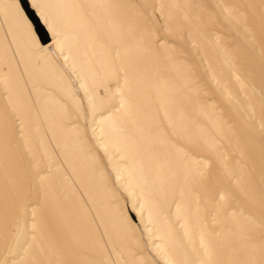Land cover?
I'll return each instance as SVG.
<instances>
[{
	"label": "rangeland",
	"instance_id": "374dc122",
	"mask_svg": "<svg viewBox=\"0 0 264 264\" xmlns=\"http://www.w3.org/2000/svg\"><path fill=\"white\" fill-rule=\"evenodd\" d=\"M15 1L0 0V186H5L4 196L0 198V264L4 259L7 264H12L18 254H22L20 250H15L13 253L12 249V241L17 234L15 225L19 224L18 218L25 214L26 220L30 221L33 219L31 216L33 209L43 211L44 207L49 206L54 209L61 200L60 197L64 196L66 191L64 186L67 184L69 186H67L69 192L67 197H75L77 203L84 206L88 221L93 224L96 231L95 235L88 240L90 244L85 246L88 241L80 239L77 243L72 241L73 247L78 248L82 253L85 252L84 254L96 264H226L222 263V254H218L221 256L218 257L203 251L196 228L186 232L182 219L173 216L174 207L180 198L177 189L180 185L177 182L170 185L171 197L169 193L157 190L156 186L140 181L136 171L138 156L134 153L128 155L126 151L129 144L123 137L131 129L125 123L112 122L109 119L104 126L108 132L111 130L112 133L101 134L100 119L110 114L112 116L119 111V101L123 96L120 87L123 77L121 73L117 71L116 75L112 72L110 74L100 69V65L93 60L92 56H87L88 48L84 32L83 37L80 36V40L71 47L70 52L72 63L77 65V69L71 70L68 64L64 67L65 62L62 64L60 59L49 52H43L41 55L38 48L40 41L32 31L33 26L30 27L24 23L18 9L20 3L17 6ZM73 1L76 6L79 5L85 11L84 0ZM130 1L136 8L135 16L138 19L134 35L139 36L142 29L146 30L149 33V42L164 54L163 59H151L144 63L142 69L146 79L159 80L163 76H172L175 74L172 70L173 64L181 65L185 72L181 75L190 80L184 88L185 94L188 98L190 97V101L184 103L186 111L194 115V104L197 102L214 111L221 108L222 111L220 110L221 113H219L226 116L223 121L234 123L231 127L238 130L235 134L227 127L224 128L226 136L230 137L229 142L219 136L215 135V137L218 141L220 140L219 148L222 155H225L229 162L231 161L229 163L226 159L228 168L231 172L233 171V177H237L239 172L237 169L242 170L243 175L238 177L239 188L233 185L232 179L223 172L222 168H216L217 161L212 156L213 151H210L202 141L189 143L171 130L158 108L154 90L147 86L150 101L154 106L152 111L156 115L159 128L174 143L184 147L196 158L207 161L205 170L192 186H195V191L200 197L198 202L208 226L210 229H216L211 225L210 218L212 212L210 208H213L212 203L215 199V194L211 192L215 193L218 188L224 191L228 186L229 190L234 189L232 193L238 200L241 199L240 197L243 198L242 203L246 210L256 214L258 212L264 222V204L252 202L250 198H247L250 190L246 191L249 180L257 183L253 186V188L257 186L254 192L261 190L255 171L259 169L260 173L259 171L258 173L264 175V159H256V166L254 163L249 165L252 160L247 153L248 150L252 152L256 144L246 134L249 129H253L255 121L242 118L239 102L245 108L250 102L243 94L232 71L234 66L241 76L248 77V84L253 90L258 85L256 69L262 77L264 76V58H261L264 56L262 5L258 0H250L253 7L244 10L245 20L252 25L251 29L256 35L257 42L261 41L259 51L258 44L249 40L250 33L247 30H241L239 34L222 25L227 23V20L222 9L216 4L217 0H191V2L198 1L204 7L202 11L199 10L204 23H208L209 16L213 17L210 21L214 24L212 29L219 37L218 42L228 48L224 53L228 60L226 63L220 56L223 54L222 48H219V53L215 54L216 61L210 56V48L207 55H201L198 27L188 20L179 8H174L171 13L166 0H146L148 6L143 3L144 0ZM31 5L35 10L41 11L46 25L52 22L57 27L65 26L63 21L56 22L54 16L48 13L44 0H32ZM190 8L197 10L194 5ZM98 14L96 10L94 15H90L91 23L95 21ZM218 23L220 26L215 27ZM232 34L241 36L237 41H233L227 37ZM211 65L219 68V77L227 83V87L233 91L234 96L226 95L222 90L221 85L215 80L217 69L212 70ZM78 72L86 79L88 78L89 91L82 89ZM261 87L264 90V82ZM190 95H194L193 98ZM237 120L240 121L239 126L236 124ZM201 121L206 122L204 119ZM122 128L126 131L123 132ZM238 132L243 134L241 140L236 138ZM54 137L59 138L54 139ZM61 140L65 141H63L65 146L62 145ZM237 140L239 142H236ZM109 141L117 148L110 146ZM58 142L61 143V147ZM44 145L49 147L50 156L43 154ZM66 146L68 148H65ZM227 148L229 151H226ZM65 156L67 158L64 159ZM245 159L248 161L245 162ZM50 161L52 168H49ZM68 163L70 164L67 165ZM128 173L132 188L127 181ZM63 177L68 181L66 185L63 183ZM242 185L247 186L246 189ZM98 192H101L102 194H99L103 197H100ZM142 197L152 200L151 206L156 209L152 217L146 215L147 211L141 205ZM79 199L81 202L78 201ZM51 200L54 202L53 205ZM167 203H169L168 207ZM30 206L31 210L27 208ZM23 209H27L25 213ZM110 209L115 211L112 212ZM47 215L45 213L44 218H41L43 224L50 223L53 219L50 213ZM155 219L165 230L161 236L155 227ZM29 232L25 231L23 237L17 240L19 247L30 243ZM157 248L161 250L158 251ZM36 250L37 247L34 246L33 252L36 253ZM78 258L79 256L71 255L70 264H74ZM79 262L78 259L76 263L79 264Z\"/></svg>",
	"mask_w": 264,
	"mask_h": 264
},
{
	"label": "bare ground",
	"instance_id": "6f19581e",
	"mask_svg": "<svg viewBox=\"0 0 264 264\" xmlns=\"http://www.w3.org/2000/svg\"><path fill=\"white\" fill-rule=\"evenodd\" d=\"M26 1L31 11L35 14L36 18L40 22V25L45 28L46 36L44 39H49L47 43L43 42L44 39L38 35L30 14H28L23 7V0H20L19 3L21 9L23 10L22 14L24 16V22L30 27L33 26L34 30L32 31L35 32L41 43H38L39 53L41 55L43 54V52H49L57 59H60L62 64L63 62H65V64H63L64 67H66V65L68 64V67L71 70L77 69V65L72 63L70 52L71 47L78 43L80 38L83 37L82 35L84 32L86 34V46L88 48V52L86 53L87 56H92L93 60L98 65H100V69L102 68L109 73L112 72L113 75H116L115 73L117 71L121 73L123 77L120 87L122 88L123 96L119 101V111L115 114L113 113L112 116L110 114V116L108 115L107 117L100 119L99 123L101 134L110 135L112 133L111 130V133L108 132V129L106 130V127L104 126V123L109 119L112 122L125 123L131 129L130 132L123 135L124 141L129 144L127 146L126 152L128 153V155H132L134 153V155L138 156V166L136 168V171L140 181L150 184L151 186H156L157 190H163L164 193H169L170 196L172 195L170 185H172L174 182H177L178 185H180H177L180 198L179 200H177L178 202L176 203V206L174 205L175 207L173 216L182 219V225L186 232H191L193 228H196L197 232H199L198 238L200 240V245L203 248V251L208 255L222 254V257L219 255L218 257H221V259H223L222 263L224 262L226 264H264L263 217L261 218L258 212L256 214L249 212V210L247 211L242 203L244 201L242 200L243 198L240 197L241 199L238 200V198L232 193L234 189L229 190L228 186L226 188L227 191H223L218 188L215 193L211 192L212 194H215V199L214 202L212 201L213 208H210L212 209L210 218L212 223L211 225L215 226L216 229H210V227L208 226V222H206L204 215H202L200 204L198 202L200 197H198V194L195 191V186H192V184L197 181L198 177L205 170L207 161L200 160L198 159V157L196 158L184 147L174 143V141L168 138L164 134V131L159 128L158 121L156 120V115L155 113H153L154 106L150 101V95L147 86L151 87L154 90L155 96L158 101V108L171 130L189 143H198L202 141L204 145L210 149V151H213L212 156H214L217 161L216 168H222L223 172H226L228 174V177L232 179L233 185H235L237 188L240 187L238 177H241L243 175L242 170L237 169V171H239L237 177H233V171L231 172L226 162V159L228 162L229 160L225 155H222L221 149L219 148L220 140L218 141L215 135L221 137L224 141L229 142L230 137L228 138V136H226L227 133L225 134L224 128L226 129L227 127L232 133L235 134L238 130L231 127L234 123L228 121L226 123L223 121L225 120L226 116L220 114L221 108L220 110L214 111V109H208L206 105L197 102L194 104V115H191L186 111L184 103L189 102L190 97L188 98V96L185 94L184 88L190 83V80L189 78L185 79V77L181 75V73H185L181 65L173 64L172 70L175 71V74L172 76H163L159 80L146 79L143 73L144 71L142 69L144 63L147 60L151 59H163L164 54L161 53V51L156 46L149 42V33L146 30L142 29L139 36L134 35V31L137 29L138 19L135 16L137 11L132 2L130 0H84V11L79 7V5L76 6L73 0H44V2L52 8L53 15L51 13L50 14L54 16L55 20L57 19L59 12L62 13V10L70 12L66 16L70 25L66 28H61L59 25V27H57L56 25L52 24V22H50L49 25H45V19L41 15V11L38 10L37 13V11L32 7L31 2L29 0ZM166 1L168 9L171 13L174 8H179L180 11L185 15V17L188 20L192 21L198 27L197 31L198 33H200L199 38L202 48L201 55H207L208 49L210 48V56L216 61L217 57L215 54L219 53V48H222L223 54H220V56L226 63H228V60L224 56V53L228 48L218 42L219 37L212 29L214 24L210 21V19H212L213 17H208V23H204L201 18L200 11H202L204 7L201 6L198 1ZM258 2L262 5V9L264 10L263 0H258ZM143 3L148 6L146 0H144ZM216 4H218L222 9L223 15L227 20V23H224L222 25H224V27H228L232 30L237 31L239 34V31L247 30L250 33L249 40L257 43V49L260 51L261 47L259 46V43L261 41L257 42L255 38L256 35L251 29L252 25H250L245 20L246 12L244 10L247 8H252L253 3L250 2V0H217ZM193 5L196 6L197 10H192L190 8V6ZM96 10L99 12V14L95 21L91 23L90 15H94ZM218 25L220 26L219 23L215 24V27H217ZM240 36L238 34H232L231 36L227 37L233 41H237ZM261 58H264V56H261ZM229 66H232V64H229ZM215 68L217 69L215 80L221 85V88L225 91L226 95L234 96V94L232 93L233 91L227 87V83L222 81L219 77V68L211 65L212 70H215ZM232 71L234 73V77L238 80V83L241 86L243 94L250 102L248 104V107L246 108L243 107V104L241 102H239V106H241L242 110V118L244 120L255 121V126L253 127V129H249L247 131L248 134H246L249 139L252 138L253 142L256 144L252 152L251 150H248L247 153V156L249 154L250 159L252 160L250 161L249 165L251 163H254L255 165L256 159H264V157H262V154L264 152V90L261 87V84L264 82V76L262 77L259 71L256 69L258 85L257 88L253 90L248 84V77L241 76L234 66ZM78 77L81 79L82 89H84L85 91H89L87 81L88 78L86 79L85 76L80 72H78ZM194 95L190 96L192 97ZM235 109L237 108L235 107ZM228 117L230 118V116ZM201 119H204V121L206 122H202ZM238 123L240 124V121L237 120L236 124L238 125ZM123 130L124 129L122 128V131ZM238 133L239 134L236 135V138H239V140H241V138H243V134L240 132ZM55 138L59 137H54V139ZM63 141L61 143L65 146V141ZM236 142L239 141L237 140ZM61 143H59L58 145L60 146ZM240 143L238 144L240 145ZM109 145L114 149L117 148L111 141H109ZM65 148L68 147L66 146ZM226 151H229L228 148ZM42 152L45 156H50L48 146L44 145ZM67 156L69 157V155ZM65 158L67 157L65 156L64 159ZM247 159L249 160V158ZM248 160L245 159V162ZM86 162L88 163L87 160ZM49 163V168H52L53 166L51 165V161ZM69 164L70 163H68L67 165ZM89 166H87L88 170L90 169ZM249 171L251 172V170ZM258 171L259 169L255 172L259 174L260 171L259 173ZM84 172L86 173V170ZM208 173L210 174V172ZM257 174L256 178H258L259 180L258 185L260 186L261 190L254 192L253 190L257 186L255 188H253V186L257 185V183L255 184L253 181L249 180L247 183V186L249 187L246 191L250 190L248 192L249 197L247 198H250L252 202L254 201L255 204L257 201L258 204L261 205V203L264 204V175L262 173L259 175ZM80 175L82 176V174ZM126 176H129L127 181L129 186L131 187L132 182L129 173ZM223 180L227 182V180ZM63 183L65 185L68 183L67 179L65 180L64 177ZM67 186H64L66 188L65 194L64 196L60 197L61 200L58 201L56 207L54 205V209L50 206L46 208L44 207L43 211H37L33 209L31 213L33 219L30 221L26 220L25 214H23L21 218H18L19 224L15 225L17 234H15L14 240L12 241V249L13 253L15 250H20L22 254H18L17 259L14 260L12 264H70L71 255L79 256V264H96L89 257H87L86 254H84L85 252L82 253V251L80 252L78 248L73 247L72 241L76 243L80 239L88 241L93 235H95L96 231L93 227V224H90V222L88 221V214L85 211L84 206L82 204L79 205L75 197V199L72 197H67L69 194ZM93 186L96 185L93 184ZM245 187L243 186V188ZM4 189L5 186H0V198L4 196ZM99 193L102 194L101 192H98L97 194ZM170 196L168 198H170ZM146 198H141V205L146 209V215L148 217H152V214L155 213L156 209L151 206L150 201L152 200L149 201ZM209 199L210 198H208V200ZM78 201L81 202L80 199ZM53 203L54 202L52 201V205ZM96 204L97 203H95V205ZM168 204L169 203H167V207ZM248 205L246 207H248ZM27 208L31 210V206ZM105 209H107V207ZM26 210L27 209H23L24 213L26 212ZM45 213L46 215L50 213L51 217L53 218L51 219L52 221L50 220V223L45 222L43 224V220L41 218L45 216ZM155 220V227L157 229V232L159 233V236H161V234L165 230L164 228L160 227V223L158 222V220ZM25 231H30L28 234L30 243L19 247V244L16 242L19 238L23 237V233ZM89 242L90 241H88L85 246ZM34 246L37 247L36 253L33 252ZM157 249L158 251L159 249L161 250V248ZM72 262L74 261L72 260ZM2 264H7L5 259L3 260Z\"/></svg>",
	"mask_w": 264,
	"mask_h": 264
},
{
	"label": "water",
	"instance_id": "95a60500",
	"mask_svg": "<svg viewBox=\"0 0 264 264\" xmlns=\"http://www.w3.org/2000/svg\"><path fill=\"white\" fill-rule=\"evenodd\" d=\"M22 4H23V7H24V9L26 10V12H27L28 14H30V16H31V18H32V20H33V23H34V25H35V28H36V31H37L38 35H39L41 38L44 39L45 36H46L45 28L42 27V26L40 25V22H39L38 19L36 18L35 14L31 11V9H30V7H29L27 1H26V0H23ZM48 41H49L48 38H46V39L43 40L44 43H47Z\"/></svg>",
	"mask_w": 264,
	"mask_h": 264
},
{
	"label": "crops",
	"instance_id": "0c3cea01",
	"mask_svg": "<svg viewBox=\"0 0 264 264\" xmlns=\"http://www.w3.org/2000/svg\"><path fill=\"white\" fill-rule=\"evenodd\" d=\"M19 1L20 0H16L15 1V5H17V6H19ZM30 2H31V0H29ZM44 4H46L45 2H44ZM47 5V7H49L48 8V11H49V13H51L52 15H53V10H52V8L48 5V4H46ZM18 9H19V13L21 14V16H22V19H23V21H24V16H23V14H22V12H23V10L21 9V7L19 6L18 7ZM37 11V13H38V10H36ZM62 13H60L59 12V15L57 16V19L56 20H60V21H63L64 22V24H65V26H60L61 28H66V27H68L69 25H70V23L68 22V20H67V18H66V16H67V14H69L70 12H67V11H65V10H62L61 11ZM84 14V13H83ZM83 16V15H82ZM83 18V17H82ZM83 21V20H82ZM25 23V22H24ZM32 25V24H31ZM46 25V24H45ZM32 27V26H31ZM32 29H33V27H32Z\"/></svg>",
	"mask_w": 264,
	"mask_h": 264
}]
</instances>
